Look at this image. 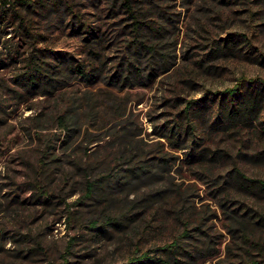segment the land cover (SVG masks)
I'll return each mask as SVG.
<instances>
[{"label": "rangeland", "instance_id": "1", "mask_svg": "<svg viewBox=\"0 0 264 264\" xmlns=\"http://www.w3.org/2000/svg\"><path fill=\"white\" fill-rule=\"evenodd\" d=\"M3 5L0 0V264H128L139 242L145 249L178 233L177 215L185 216L190 204L217 210L209 232L216 255L225 256L234 241L219 202L224 192L217 195L215 186L229 191L231 209L264 211V196L230 182L235 167L264 178V130L255 120L227 121L219 110L241 77H264V0ZM12 7L25 25L11 15ZM34 47L46 48L50 57L49 50H63L82 63L97 61V76L87 82L74 73L64 88L44 94L20 80ZM121 60L123 76L130 60L144 78L111 79ZM68 105L78 120L70 135L58 122ZM176 122L194 127L199 146L193 159L190 139L178 149L159 136ZM159 139L172 167L127 180L119 167L129 164L117 159L120 151H155ZM203 149L207 154L200 156ZM109 164L117 174L107 183L109 193L87 198V180ZM177 183L188 199L174 206L175 199L162 197L173 196ZM107 215L119 217V224L104 229L90 222L102 224ZM249 215L254 223L257 216ZM139 232L146 235L142 240ZM190 241L202 245L204 238ZM216 255L202 264H218Z\"/></svg>", "mask_w": 264, "mask_h": 264}, {"label": "trees", "instance_id": "2", "mask_svg": "<svg viewBox=\"0 0 264 264\" xmlns=\"http://www.w3.org/2000/svg\"><path fill=\"white\" fill-rule=\"evenodd\" d=\"M10 4V0H4V6ZM14 4V3H13ZM15 4L13 5V7ZM10 8L12 16H20V25H25L19 12L15 8ZM4 10V11H3ZM5 12V9H2ZM2 11H0V17H2ZM6 15H3V17ZM27 29V28H26ZM30 33V32H29ZM34 36V34H32ZM46 48H36L29 53L25 59L26 70L19 75H22L20 79L27 86L34 89H38L41 92L51 93L53 90L64 88L72 74H78L83 80L91 82L93 77L97 76L99 65L97 61L82 63L79 59H76L73 55H69L63 50H49L53 56L48 55ZM94 57L100 60L101 55L98 52L92 51ZM50 53V54H51ZM49 56L48 59L45 57ZM104 62V61H101ZM124 64L123 60L118 63L117 70L112 75L111 79L123 80L126 82L129 77L134 79L144 78V72L140 67L136 66L132 61L127 60V70L129 75H124V68L121 66ZM152 70L154 71L153 67ZM153 71L148 75L151 76ZM96 74V75H95ZM147 75V76H148ZM200 100H191L200 104ZM192 105H188L191 107ZM73 105H68L66 111L59 115L58 122L65 128L68 135L74 132L77 128V117L71 114L70 111ZM264 77H241L239 82L226 90L224 97H222L220 104V115L227 121H241L252 122L257 121L259 127L264 130ZM181 118V115H180ZM168 131V132H166ZM161 129L158 133L160 138H167L171 146L181 149L187 144L190 139L189 147L191 150L187 153L190 158H194L197 155L199 142L194 136V127L191 124L183 125L181 122L172 124L169 129ZM190 134L193 135L190 138ZM160 149L155 151H147L146 153H139L138 147H132L130 151H120L117 159L126 161L129 164L124 168L127 172L124 176L128 179L140 178L148 174H152L157 170H164L165 167H172L170 164L172 155L165 149V142L162 139L158 140ZM133 149V151H132ZM144 154V155H143ZM200 156L207 154L205 149L199 152ZM116 157V156H115ZM116 165H107L102 170V173L95 179H88L86 183V189L84 195L90 198L93 194L107 196L109 189L107 183H109L113 177L117 174L114 173ZM126 180V181H127ZM117 183H120L119 176L115 179ZM123 181L122 183L126 182ZM230 182L232 186L239 191L255 194L257 196H264V178L261 177H249L240 168L235 167L234 173ZM175 189L173 196H163L162 198L175 199L172 205L177 206L180 201L187 200V197L182 196L181 188ZM215 193L224 192L219 196L220 205L223 207V213L226 215V219L229 222L225 223L230 238L233 244L230 242L226 245V255L220 257L216 255V244L214 240V234L209 232L211 229L214 217L218 216L217 210L210 211L209 205H192V209L189 207V212L185 216H181L183 213L181 209H178L177 220L180 222L181 229L170 240L154 241L150 247L144 248V244L139 242L131 256L129 257L128 264H202L203 259L209 256L216 255L218 264H264V211L254 210L248 205L244 208L243 213L240 212V208L231 209L229 191H225V187L220 185L215 186ZM51 194H45V198L48 200ZM52 196V195H51ZM113 198V197H112ZM242 209V208H241ZM252 210L253 214L249 215V211ZM251 215L257 216L254 223L248 219ZM103 222L99 223L96 219L91 220L92 225H97L105 229V225H118L119 217L116 216H103ZM250 218H253L252 216ZM122 219L120 218V221ZM122 223L120 222V225ZM139 239L142 240L146 235L139 232ZM198 235V236H197ZM133 236V235H132ZM134 237V236H133ZM204 238L202 245L196 242L190 241L191 239ZM151 238L146 239L148 242ZM72 241H69L67 250L69 251ZM69 252H67L68 254Z\"/></svg>", "mask_w": 264, "mask_h": 264}]
</instances>
